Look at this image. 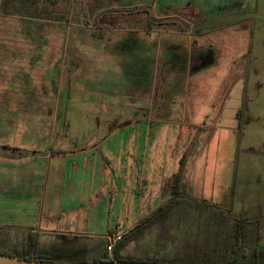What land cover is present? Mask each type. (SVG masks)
Segmentation results:
<instances>
[{"label":"rangeland","instance_id":"rangeland-1","mask_svg":"<svg viewBox=\"0 0 264 264\" xmlns=\"http://www.w3.org/2000/svg\"><path fill=\"white\" fill-rule=\"evenodd\" d=\"M27 46L39 49L33 62L9 51ZM32 77V90L16 88ZM12 91L57 97L56 128L79 143L146 145L155 171L140 219L167 202L183 160L187 206L121 256H171L235 219L249 246L262 221L264 249V0H0V95Z\"/></svg>","mask_w":264,"mask_h":264},{"label":"crops","instance_id":"crops-1","mask_svg":"<svg viewBox=\"0 0 264 264\" xmlns=\"http://www.w3.org/2000/svg\"><path fill=\"white\" fill-rule=\"evenodd\" d=\"M94 34V39L110 40L105 33ZM9 51L31 55L33 62L39 49ZM23 81L13 84L30 90L36 85L34 77ZM58 101L49 94L0 95V236L10 247L34 237L37 248L47 251L39 238L48 237L52 247L61 235L94 247L110 231L133 228L140 219L142 192L153 183L154 167L147 175L146 145L130 143L132 137L128 143H79L65 122L57 130ZM66 135L70 142H64ZM115 206L121 217H112Z\"/></svg>","mask_w":264,"mask_h":264},{"label":"trees","instance_id":"trees-1","mask_svg":"<svg viewBox=\"0 0 264 264\" xmlns=\"http://www.w3.org/2000/svg\"><path fill=\"white\" fill-rule=\"evenodd\" d=\"M108 19L109 16L104 14L100 18V23L103 22V25L96 24L95 27L98 25L100 30L108 28L110 24ZM106 21L108 25L105 24ZM236 118L238 124L241 125L242 112L240 110L237 111ZM130 124L131 121H125L119 126L124 127ZM182 164L183 160H180V168L173 176L167 202L139 219L133 228L124 232L113 246L111 254L107 251V241L104 238L98 239L94 247H87L79 244L77 237L69 238L61 235L58 236L57 243L47 251L37 248L34 237H28L24 242L10 247L7 239L0 236V255H10L21 260L45 264H264V249L260 244L262 225L260 219L254 221L255 235L251 246L247 243L246 225L240 219H235L233 228L227 233L221 234L220 231L216 232L218 236L214 233L211 239H203L200 243L193 241L188 248L176 251L171 256L160 254L146 257L121 256L120 251L123 246L130 242H138L152 228H159L158 235H162L174 215L180 214L181 210L187 206L186 199L182 196Z\"/></svg>","mask_w":264,"mask_h":264},{"label":"water","instance_id":"water-1","mask_svg":"<svg viewBox=\"0 0 264 264\" xmlns=\"http://www.w3.org/2000/svg\"><path fill=\"white\" fill-rule=\"evenodd\" d=\"M0 264H45V263L21 260L18 257H13L10 255H0ZM114 264H117V263H114Z\"/></svg>","mask_w":264,"mask_h":264},{"label":"built area","instance_id":"built-area-1","mask_svg":"<svg viewBox=\"0 0 264 264\" xmlns=\"http://www.w3.org/2000/svg\"><path fill=\"white\" fill-rule=\"evenodd\" d=\"M122 234L121 233H113V234H108L106 236V241H107V251L108 253L111 254L113 246L115 243L121 238Z\"/></svg>","mask_w":264,"mask_h":264}]
</instances>
